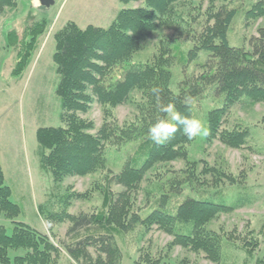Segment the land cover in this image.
<instances>
[{"label":"trees","instance_id":"obj_1","mask_svg":"<svg viewBox=\"0 0 264 264\" xmlns=\"http://www.w3.org/2000/svg\"><path fill=\"white\" fill-rule=\"evenodd\" d=\"M200 1L194 4L192 0H119L123 6L136 2H141V6L119 10L106 28L88 25L81 29L68 21L53 34L52 60L58 76L55 94L60 100L62 126L36 130L40 167L49 172L54 184H60L67 177L104 173L106 182L124 188L115 200L109 190H103V211L91 216H72L63 209L59 213L47 212V221L67 220L69 234L91 225L99 230L96 237L90 236L74 246L65 247L77 264H119L121 253L114 237L136 226L145 231L155 227L170 236L168 250L179 246L203 254L213 264H220L223 234L209 230V225L236 206L191 197L182 200L173 211L167 204L170 197L180 196L186 187L192 192L204 185L217 188L225 181L236 184V178L218 168L204 164L200 169L199 162H190L187 145L191 140L179 130L160 145L147 137L150 125L164 115L158 104L173 103L182 116L194 118V103L212 94L214 98L221 96L222 100L205 116V142L210 144L217 140L227 148L240 149L247 141L248 130L224 128L227 113L242 101L264 103V27L250 37L248 49L231 47L227 30L235 9L225 0ZM221 1L224 3L216 7ZM204 2L207 6L202 11ZM15 7V0H0V15ZM182 8L183 12L178 11ZM199 15L204 16L202 22L197 18ZM259 16L264 17V7L260 3L246 13L248 18ZM195 23L200 28L198 31L193 28ZM163 28L172 30L176 38L160 41L158 53L151 61L134 63L141 44ZM46 33L45 19L26 25L21 34L13 30L6 32L4 47L15 54L12 77H18L27 69L39 39ZM182 38L190 41L192 47L186 52L179 50L184 70L174 92L170 88L171 68L177 54L172 43ZM200 52L207 54V59L198 64L200 72L187 75L188 64L195 61ZM154 86L162 89L159 101L151 93ZM187 97H191L190 104L186 103ZM95 102L100 107L102 123L92 134L93 123L80 118L79 114L87 113ZM127 103L134 107L133 118L120 124L114 110ZM136 141H139L136 157L129 159L121 171L113 175L107 168L105 150ZM179 160L185 162L186 168L167 172L171 173L168 189L160 195L157 207L144 217L131 212L130 194L139 189L145 174L159 164ZM207 174L211 175L210 182L203 180ZM73 196L83 197L65 194L61 200L63 208ZM19 214V207L10 199V189L5 185L0 166V218L13 224L10 234L0 226V264H56L60 255L58 247L28 225L14 222ZM226 238L236 241L232 234ZM242 241L246 254L251 256L258 241ZM91 249L95 251L94 257L89 252ZM132 264L188 262L185 259L165 262L162 257L144 254ZM256 264H264V256L256 259Z\"/></svg>","mask_w":264,"mask_h":264},{"label":"rangeland","instance_id":"obj_2","mask_svg":"<svg viewBox=\"0 0 264 264\" xmlns=\"http://www.w3.org/2000/svg\"><path fill=\"white\" fill-rule=\"evenodd\" d=\"M194 4L200 0H192ZM16 7L5 10L0 15V166L4 182L10 189V199L19 209L20 214L14 220L23 223L47 236L50 242L60 251L56 264H77L65 251L66 246H74L79 240L96 237L99 230L93 225L67 233L70 223L47 221V212L59 213L62 209L72 215L91 216L103 211V190H109L113 200L124 188L115 183H108L104 173L84 177H67L60 184H54L49 172L40 167L36 130L46 127H61L60 100L55 94L58 76L52 60L54 53L53 34L68 21L74 22L83 29L88 25L106 28L121 9L137 8L141 2L123 6L119 0H54V4L45 10L36 8L35 0H15ZM235 9L234 17L228 26L227 40L231 47L248 49V40L257 35L260 27H264V17H246V13L257 3L264 7V0H225ZM217 2L216 7L221 3ZM207 2L202 3V11ZM178 11L183 12L178 9ZM185 13V12H184ZM197 15L196 13H194ZM113 17V18H112ZM202 22L204 16L199 15ZM45 19L47 33L39 39L37 50L27 69L18 77L11 76L15 63L13 50L6 49L5 34L13 30L21 34L23 28L34 21ZM200 29L196 23L193 26ZM176 38L172 30L159 29L141 44L133 58L134 63L151 61L158 53L160 41ZM176 41V42H175ZM176 60L171 68L170 88L176 91V84L182 77L179 50L186 52L192 43L185 38L175 39ZM207 59V54L200 52L198 58L188 64L187 75L198 74L200 66ZM134 98L136 94L133 95ZM136 100V99H135ZM221 96L214 98L212 94L194 103V118L199 119L204 129L205 116L211 109L218 107ZM115 117L121 124L133 118L134 107L131 103L119 106L114 110ZM79 117L91 121L94 134L102 123L99 105L95 102L85 114ZM223 127L226 129L244 128L248 130V138L240 149L225 147L215 140L207 144L204 135L197 136L187 145L188 160L199 162L200 169L204 164L218 168L235 177L236 184L223 182L217 188L204 185L194 192L187 187L180 196H172L167 208L173 211L185 198H205L204 200L236 206L227 214H221L209 225V230L223 234L221 240L220 264H256V259L264 256V103L250 104L242 101L235 104L227 113ZM139 141L130 142L118 149L108 148L105 151L107 168L113 175L118 174L129 159L135 158ZM186 168L184 161L159 164L148 171L139 189L130 194L133 202L131 212L144 217L157 207L162 193L168 189V181L172 171ZM161 176V177H158ZM210 174L204 175L205 182ZM162 188V189H161ZM65 194H80L83 197H71L67 207L61 202ZM0 226L7 234L12 231L13 224L0 218ZM232 234L236 241L227 240ZM258 241V247L248 256L242 246V240ZM253 237V238H252ZM121 253L119 264H132L139 256L149 254L164 258L165 262H176L185 259L188 264H213L203 254L193 253L185 248L167 246L172 238L155 227L145 231L141 226L114 237ZM94 257V250H89ZM18 254H21L18 252Z\"/></svg>","mask_w":264,"mask_h":264},{"label":"clouds","instance_id":"obj_3","mask_svg":"<svg viewBox=\"0 0 264 264\" xmlns=\"http://www.w3.org/2000/svg\"><path fill=\"white\" fill-rule=\"evenodd\" d=\"M162 89L154 86L151 93L157 101L160 100ZM186 103H191V97L186 98ZM159 111L164 115L151 124L147 137L153 143L160 145L167 142L178 130L190 141L200 135H206V130L199 119L182 116L175 109L173 103L158 104Z\"/></svg>","mask_w":264,"mask_h":264},{"label":"water","instance_id":"obj_4","mask_svg":"<svg viewBox=\"0 0 264 264\" xmlns=\"http://www.w3.org/2000/svg\"><path fill=\"white\" fill-rule=\"evenodd\" d=\"M37 2L36 8L39 10H45L54 4V0H35Z\"/></svg>","mask_w":264,"mask_h":264},{"label":"crops","instance_id":"obj_5","mask_svg":"<svg viewBox=\"0 0 264 264\" xmlns=\"http://www.w3.org/2000/svg\"><path fill=\"white\" fill-rule=\"evenodd\" d=\"M32 2H33V0H32ZM113 18V17H112ZM2 169V168H1Z\"/></svg>","mask_w":264,"mask_h":264}]
</instances>
